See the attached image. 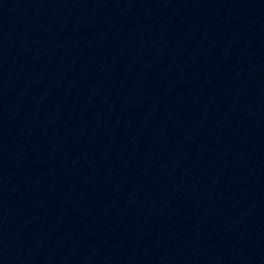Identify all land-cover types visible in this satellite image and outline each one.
I'll use <instances>...</instances> for the list:
<instances>
[{
    "label": "water",
    "instance_id": "95a60500",
    "mask_svg": "<svg viewBox=\"0 0 264 264\" xmlns=\"http://www.w3.org/2000/svg\"><path fill=\"white\" fill-rule=\"evenodd\" d=\"M0 264H264V0H0Z\"/></svg>",
    "mask_w": 264,
    "mask_h": 264
}]
</instances>
